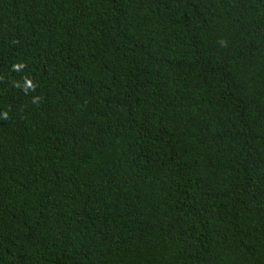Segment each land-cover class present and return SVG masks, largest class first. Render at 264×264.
Listing matches in <instances>:
<instances>
[{"label":"trees","instance_id":"trees-1","mask_svg":"<svg viewBox=\"0 0 264 264\" xmlns=\"http://www.w3.org/2000/svg\"><path fill=\"white\" fill-rule=\"evenodd\" d=\"M0 264H264V0H0Z\"/></svg>","mask_w":264,"mask_h":264}]
</instances>
